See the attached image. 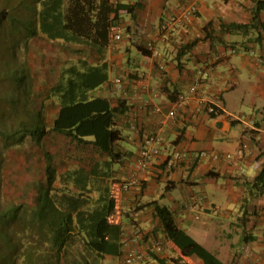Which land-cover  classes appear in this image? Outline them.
<instances>
[{
    "label": "crops",
    "instance_id": "0c3cea01",
    "mask_svg": "<svg viewBox=\"0 0 264 264\" xmlns=\"http://www.w3.org/2000/svg\"><path fill=\"white\" fill-rule=\"evenodd\" d=\"M111 1L132 7L131 12L121 9L116 15L121 40H114L111 31L107 42L101 43L62 28L51 36L40 29L28 41L31 79L25 81H32L37 106L50 128L61 108L56 88L64 77L104 65L106 79L90 95L106 98L118 109L120 159L111 162L93 145H71L64 135L49 131L40 144L28 136L17 146L19 176L11 173L9 179L20 181L23 202L36 209L39 190L47 182L44 153L50 151L56 169L51 193L58 201H75L74 217L81 224L86 211L110 193L109 220L119 229L106 252L90 250L93 264H124L130 249L143 253L135 264H206L197 255L182 253L190 242L214 254L220 264H264V192L250 190L259 172L251 163L257 158L264 161V0ZM67 2L41 0L40 27L49 25L45 14L65 23L60 11ZM192 5L196 13L184 16ZM149 41L158 54L146 49ZM201 69L208 75L202 77L198 91L175 118H167ZM117 76L127 82L122 89L112 84ZM6 92L7 87L0 96ZM208 102L222 113H208ZM155 106L162 111H154ZM10 116L2 111L0 121ZM160 129V154L148 170L136 171L142 139ZM242 142L248 144L245 156L227 159L226 154L234 153ZM176 151L187 155L169 165L167 160ZM134 175L139 183L123 189ZM157 206L170 211L179 229L175 238L166 232ZM136 229L142 236L134 243L130 236ZM156 239L164 249L150 254L147 246ZM243 243L253 249L249 257L239 252Z\"/></svg>",
    "mask_w": 264,
    "mask_h": 264
},
{
    "label": "trees",
    "instance_id": "16d2710c",
    "mask_svg": "<svg viewBox=\"0 0 264 264\" xmlns=\"http://www.w3.org/2000/svg\"><path fill=\"white\" fill-rule=\"evenodd\" d=\"M36 0L35 2H40ZM38 4L36 5V21L41 18ZM127 9L131 12L132 7L124 3H114L111 0H68L66 6L60 11L65 23L59 22L57 17L45 14L48 26L41 24L40 29L52 35L53 30H65L73 34H80L95 41L106 43L109 38L110 27L115 22L119 10ZM5 14V13H4ZM3 14V15H4ZM23 14V15H22ZM34 15V14H33ZM29 11L21 8L18 10L19 19L16 24V34H22L23 29L27 32V21L33 20L34 16ZM41 22V21H40ZM63 23V25H61ZM59 25H61L59 27ZM245 25H233V28L244 27ZM28 33V32H27ZM38 31H31V37L37 36ZM29 42L27 48L29 50ZM25 60V59H23ZM28 61V59H26ZM15 65L22 67L18 77V92L16 96H8L10 87H7V96L0 98L7 101L3 103V113H11L12 118L1 120L0 123L12 122L17 125L8 131L0 128V136L5 141H10L11 145L20 146L26 137H31L34 144H40L49 131L64 135L69 139L71 145L89 146L93 145L101 154L110 156L111 162L120 159V153L116 150L117 145L122 140V135L116 125L117 107H112L108 99L103 97H93L90 91L100 85L106 79V74L102 71L103 66H91L89 72L78 71L74 76L64 77L56 88V94L60 96L61 108L53 124L48 128L42 109L37 106L36 95L33 93L32 81L28 67L23 64ZM72 70V68L68 69ZM3 87L2 90H5ZM19 94V95H18ZM4 102V101H3ZM19 105H23L21 109ZM15 106V107H14ZM28 113L29 116L19 117L21 113ZM215 116V115H212ZM25 117V118H24ZM22 120V121H21ZM46 164V185L40 188L37 208L33 209L32 216L36 223V229L41 235V239L48 236L49 248L47 252L42 249L44 264H93L91 261V251L98 250L106 252L117 236L119 226L109 220L111 212V201L108 192L106 197L99 199L100 203L93 209L86 211L87 217L84 224L75 219L76 203L74 200L66 199L58 201L53 197L51 191L56 180V169L53 165V156L50 151L44 153ZM250 190L264 192V166L259 169L258 174L252 181ZM109 194V195H108ZM63 201V202H62ZM17 208L12 212L16 214ZM156 211L161 218L168 235L175 238L179 229L174 223L173 217L167 208L156 207ZM76 213V217L74 214ZM77 221L78 230L75 228ZM45 241H42V245ZM14 251L13 255H16ZM51 252V253H50ZM54 252L56 262L52 263L50 257ZM184 255H197L206 264H220L214 254L208 252L204 247L195 242L187 243L183 249ZM37 255V253H36ZM39 257V255H37ZM78 259V263L74 260ZM90 259V260H89Z\"/></svg>",
    "mask_w": 264,
    "mask_h": 264
},
{
    "label": "rangeland",
    "instance_id": "374dc122",
    "mask_svg": "<svg viewBox=\"0 0 264 264\" xmlns=\"http://www.w3.org/2000/svg\"><path fill=\"white\" fill-rule=\"evenodd\" d=\"M35 1L0 0V91L3 87L9 86L8 96L12 94L16 96L19 93L18 75L23 68L16 66L14 61L17 65L29 66L27 37H31V31H40V22L36 21L38 17L35 10L39 3ZM21 8L34 14V19L27 21L28 33L23 29L22 34H16V23L19 22L17 14ZM48 49L51 50V45ZM3 99H0V112L3 110V103L7 102L5 98ZM15 126L17 127L12 122L0 123V128L6 131ZM16 148L17 146L11 145L10 141H5L0 136V264H44L47 260L40 254L44 251L42 249L47 252L50 247L49 238L47 236L41 239L33 220L32 206L23 202L20 181L9 179L11 173L19 176L17 171L15 174V170H19L21 164L19 150H15ZM15 208L18 209L16 214L12 212ZM42 241H45L43 245ZM14 251H17L16 255H13ZM50 259L52 263L57 261L54 252Z\"/></svg>",
    "mask_w": 264,
    "mask_h": 264
},
{
    "label": "built area",
    "instance_id": "2783aa9c",
    "mask_svg": "<svg viewBox=\"0 0 264 264\" xmlns=\"http://www.w3.org/2000/svg\"><path fill=\"white\" fill-rule=\"evenodd\" d=\"M197 9L195 5L190 6L183 15L189 17L196 13ZM166 27V26H164ZM110 31L113 34L114 40H121L122 33L120 25L117 22H113ZM146 49L150 51L151 54L156 55L158 54V48L156 47L153 41H149L146 44ZM208 75V71H204L203 69L199 70L197 77L194 79L193 84L191 85L189 91L186 93H181L177 100L174 109L170 110L167 113V118H175L177 115V110L182 108V106L188 101L192 93H196L198 91V87L201 84L202 77ZM126 80L122 76H117L112 80V84L122 89L126 86ZM207 111L211 115L218 116L222 113L221 108L213 102H208L207 104ZM154 111L161 112L162 109L159 106L154 107ZM163 140L162 129L157 130L153 133L147 134L142 139L140 148L138 150L137 156L135 158V168L138 172H143L149 169L153 160L160 154V142ZM248 149L247 142H242L240 147L234 153H227L226 158L232 161L240 160L245 156L246 150ZM185 152L176 151L172 154L171 158L167 160L169 165H173L176 160H180L186 157ZM217 157V155H214ZM251 166L254 170H259L264 166V161L262 159L257 158L252 161ZM139 183V177L134 175L129 180L122 184V188L125 190L130 189L131 186H135ZM142 234L139 230H134L130 236V240L132 242H138L141 238ZM164 249V244L160 239L154 240L147 246V252L150 254H158L161 253ZM239 252L241 255L245 257H249L253 253L252 247L249 243H243L240 248ZM143 253L139 252L136 249H130L124 258V264H135L136 262L142 260Z\"/></svg>",
    "mask_w": 264,
    "mask_h": 264
}]
</instances>
